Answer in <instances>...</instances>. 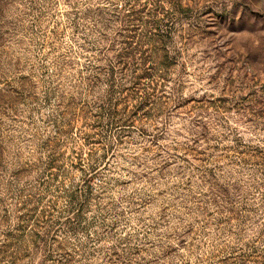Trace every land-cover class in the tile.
<instances>
[{"label":"rangeland","instance_id":"1","mask_svg":"<svg viewBox=\"0 0 264 264\" xmlns=\"http://www.w3.org/2000/svg\"><path fill=\"white\" fill-rule=\"evenodd\" d=\"M80 1L15 5L7 20L21 19L20 28H0V205L7 200L11 223L23 215L16 197L45 180L40 166L49 156L60 161L67 189L82 176L72 163L91 152L102 163L84 210L89 231H77L68 246L78 247L75 264H253L258 231L237 226L220 207L228 206L226 196L214 194L225 188L233 199V187L247 190L250 167L238 175L232 150L264 149V0H139L169 10L171 47L181 51L170 85L179 90L172 99L178 108L172 102L152 117L131 111L137 122L123 140L93 152L79 140L81 123L57 134L56 96L48 100L38 70L44 55L52 59L56 48L70 45L72 31L62 38L58 23ZM34 7L47 17L43 25L34 21ZM209 157L224 172H210ZM57 184L49 194L59 195ZM64 206L60 200L55 216Z\"/></svg>","mask_w":264,"mask_h":264},{"label":"trees","instance_id":"2","mask_svg":"<svg viewBox=\"0 0 264 264\" xmlns=\"http://www.w3.org/2000/svg\"><path fill=\"white\" fill-rule=\"evenodd\" d=\"M38 1L0 0V26L9 25L18 31L22 20H7L8 16L14 17L12 9L15 5H38ZM88 1L85 5L83 0L77 2L74 13L58 23L63 28L62 38L67 29L72 31L70 45L56 48L52 59L44 55L38 70L48 84V100L56 96V122L60 123L57 134L61 136L81 123L79 140L91 145L93 152L98 150V144L102 146L111 139L123 140L128 128L137 122L132 119L131 111L133 116L141 113L152 117L158 108L170 109L172 102L178 108L172 99H176L174 94L179 90L170 85L174 83L181 51L171 47L170 14L165 6H158L154 1L141 5L139 0ZM34 9V21L43 25L47 17ZM55 83L57 86L52 87ZM232 152L236 157L229 164L238 175L244 173V165L250 167L246 174L247 190L243 192V187L232 186L236 193L233 199L228 197L230 190L225 188L214 195L221 197L219 200L226 196L228 206L220 207L237 226L258 231L255 234L258 244L249 262L264 264V149L250 147L246 152L238 149ZM89 154L90 159L80 158L77 165L72 163V168L80 166L82 176L67 189H64L65 171L58 165L60 161L49 156L40 166L45 180L41 184L36 182L41 189L29 184L28 195L22 191L17 200L12 199L23 206L16 210H23L16 223H11L14 212L6 204L7 200H1L0 264H75L78 247L69 249L68 246L77 231H89L84 210L91 205L92 183L102 163ZM210 158L204 166L215 167L210 172H224V167L218 165L220 162ZM52 182L58 183L54 186L55 194L59 195L49 194ZM35 190L39 192L36 197ZM49 196L52 198L43 205ZM255 199H260L258 205L250 203L258 201ZM60 200L65 206L57 217L55 209Z\"/></svg>","mask_w":264,"mask_h":264}]
</instances>
